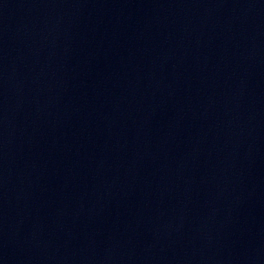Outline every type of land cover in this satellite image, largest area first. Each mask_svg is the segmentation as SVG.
<instances>
[{
  "label": "water",
  "instance_id": "obj_1",
  "mask_svg": "<svg viewBox=\"0 0 264 264\" xmlns=\"http://www.w3.org/2000/svg\"><path fill=\"white\" fill-rule=\"evenodd\" d=\"M0 264H264V0H0Z\"/></svg>",
  "mask_w": 264,
  "mask_h": 264
}]
</instances>
